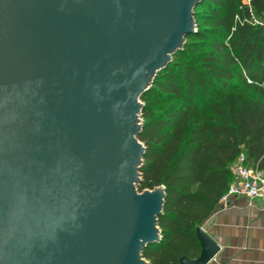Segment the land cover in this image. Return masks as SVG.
<instances>
[{"label": "water", "instance_id": "water-1", "mask_svg": "<svg viewBox=\"0 0 264 264\" xmlns=\"http://www.w3.org/2000/svg\"><path fill=\"white\" fill-rule=\"evenodd\" d=\"M202 0H0V264H151L143 103ZM216 264L220 244L195 227Z\"/></svg>", "mask_w": 264, "mask_h": 264}, {"label": "trees", "instance_id": "trees-1", "mask_svg": "<svg viewBox=\"0 0 264 264\" xmlns=\"http://www.w3.org/2000/svg\"><path fill=\"white\" fill-rule=\"evenodd\" d=\"M201 5L210 9L206 18L199 14L210 26L186 37L198 45L209 39L212 50L200 55L190 47L172 55H184L188 68L195 63L196 77L169 71V62L141 96L152 95L141 110L138 139L146 152L137 190L165 191L157 220L163 238L142 252L151 264L198 255L195 227L216 207L240 152L264 169V0Z\"/></svg>", "mask_w": 264, "mask_h": 264}, {"label": "crops", "instance_id": "crops-1", "mask_svg": "<svg viewBox=\"0 0 264 264\" xmlns=\"http://www.w3.org/2000/svg\"><path fill=\"white\" fill-rule=\"evenodd\" d=\"M221 250L216 264H264V210L259 201L232 196L218 201L201 223Z\"/></svg>", "mask_w": 264, "mask_h": 264}, {"label": "built area", "instance_id": "built-area-1", "mask_svg": "<svg viewBox=\"0 0 264 264\" xmlns=\"http://www.w3.org/2000/svg\"><path fill=\"white\" fill-rule=\"evenodd\" d=\"M242 1L249 5L250 0ZM251 19L260 24V21L253 17ZM230 172L231 181L219 201L224 202L232 196H240L247 199L249 205L253 204L254 200L259 201L264 210V169L240 152L231 163Z\"/></svg>", "mask_w": 264, "mask_h": 264}, {"label": "rangeland", "instance_id": "rangeland-1", "mask_svg": "<svg viewBox=\"0 0 264 264\" xmlns=\"http://www.w3.org/2000/svg\"><path fill=\"white\" fill-rule=\"evenodd\" d=\"M201 4H202V2H201ZM201 4H199L198 6H196L195 8H194V12L195 11H199V13H198V15L199 14H204L205 15V18H206V15H208L209 14V12H210V9H208L206 6H202ZM195 15L194 14V22H195V24H196V31L199 29H202L203 27H205V26H210V24L209 23H204L203 22V19H205L204 18V15ZM206 33H208V32H206ZM207 35H209V34H207ZM195 38H193V35H190V36H188V37H186L185 38V43H187V45H183L182 46V49H185L184 51L186 52V51H189L191 48H193V49H195L194 51H196L198 54H200V55H202V54H204V52L205 51H211L212 50V48H213V46H212V44H211V40H207V44H205V45H198V44H196V43H193V41H195L194 40ZM224 40H225V38H224ZM184 43V44H185ZM193 43V44H192ZM191 47V48H190ZM184 52V53H185ZM184 56V55H183ZM182 55H179V56H172L171 57V60H170V64H171V66H169L167 69L169 70V71H172V72H175V71H177V69H180V71L178 72V75H182V76H185L186 75V72H188V71H191V73L193 74V78H195L196 77V74H197V72H196V70H195V63H191V67L190 68H188L187 67V65H185L184 64V60H185V58H182L183 57ZM198 63V62H197ZM202 71H204L205 72V70L203 69ZM175 74V73H174ZM249 81H251V80H249ZM151 85H153L154 86V82H151ZM152 95H148V96H145L143 99L142 98H140V101L143 103V104H146L147 103V101H148V99H150V97H151ZM143 116H142V111H141V115H140V123L142 124L143 123ZM139 141L141 142V143H143L140 139H139ZM145 260H147V259H145ZM148 262H150L149 260H147Z\"/></svg>", "mask_w": 264, "mask_h": 264}]
</instances>
